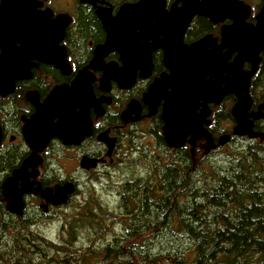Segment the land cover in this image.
Listing matches in <instances>:
<instances>
[{"label": "flooded vegetation", "instance_id": "af4514ba", "mask_svg": "<svg viewBox=\"0 0 264 264\" xmlns=\"http://www.w3.org/2000/svg\"><path fill=\"white\" fill-rule=\"evenodd\" d=\"M59 1L44 0L41 9L49 7L53 10L54 16L63 13L71 18L65 36L60 41L69 67L63 70L52 64L34 61L38 65L31 68L30 73H27L29 76L18 79L12 91L4 94L0 92V253L2 257H6V250L13 247L16 239L19 243L18 251L31 252V264H36L35 235L38 233L35 227L41 222L50 225L51 222L67 216L73 199L84 197L83 178L93 183L99 182L101 185L104 180H112L120 200V212H116L127 219L132 214H124L122 205L124 198L130 196L131 199L145 198L149 201L151 192L147 187L148 179L154 171L160 172L164 168L160 164L151 163L155 162V158L164 160V150L152 151L151 156L149 143L150 136L157 138L158 141V136L161 135L160 132L158 134L157 128H153V123L159 120L162 132L161 114L164 100L157 108V113L149 115L150 107L144 96L156 79L171 73L165 63L166 49L160 45V40L144 42L141 39L139 42H129L127 47L130 50L129 55L135 58L136 62L124 66L121 58L125 53L119 49L106 53L100 62L95 60L96 49L106 42V31L96 11L101 8L111 9L112 14L116 15L122 4L137 0H95V4H91L89 0H66L65 5ZM242 1L246 4L250 2ZM252 2L256 11L252 9V4H248L251 7V15L247 21L255 24V15L261 9L263 0ZM167 8L169 9V5ZM204 20L208 22L206 27L203 26ZM231 23L232 20L228 19L215 24L208 18L196 15L187 28L183 43L190 45L211 34L220 44L222 26ZM202 28H207L208 31L201 33ZM235 56V53L232 54L229 60ZM147 59L151 60V69L147 68L146 63L139 62ZM107 67H110L108 72ZM250 68V63H245L244 69ZM83 70L91 76L89 78L95 99L89 107L91 133L84 135L76 144H65L59 138H53L43 150L32 156L34 151L24 138L23 128L27 120L35 114L36 102L43 103L57 85L70 86ZM212 80L214 78H208L209 83ZM252 98V109L258 110L264 99L256 102L253 96ZM227 99L231 100L229 102H232V108L237 100L234 94L225 95L219 104L208 103L212 109L211 123L205 127L213 137L212 149L222 148L217 145V141L225 133L232 135L230 142L242 139L233 137L232 130L235 124L233 117L229 121L232 126H227V130L214 128L213 116L224 108ZM200 108L201 106L198 111ZM186 146L190 147L194 156L191 146L186 143L183 147ZM84 156L95 159L96 166L89 168L82 166L81 160ZM135 156L137 160L133 161ZM27 160L28 163L25 164ZM124 164L129 166L120 167ZM174 169L179 171L181 167L176 166ZM122 178L127 180L116 181ZM159 179L162 180L161 184L164 183L163 175L158 173L153 176L154 184L159 185L160 183H157ZM68 183L74 185L75 191L68 194L66 203H56L57 187H64ZM152 193L160 195L164 190H155ZM11 198L15 199L12 207ZM66 226V224L63 226L64 232H67ZM20 254L23 258L27 257L22 252Z\"/></svg>", "mask_w": 264, "mask_h": 264}, {"label": "water", "instance_id": "95a60500", "mask_svg": "<svg viewBox=\"0 0 264 264\" xmlns=\"http://www.w3.org/2000/svg\"><path fill=\"white\" fill-rule=\"evenodd\" d=\"M89 2L95 4V0ZM43 5L44 0H0L2 94L12 91L18 79L29 76L27 73L31 68L38 65L34 61L63 70L69 67L60 41L71 18L63 13L54 16L51 8L41 9ZM167 6V0H137L122 4L116 15L111 9H98L96 12L106 31V42L96 49L95 60L100 62L106 53L119 49L125 53L121 60L126 66L136 62L129 55V42L160 40V45L166 49L165 63L171 73L156 79L144 100L149 104V115L157 113L164 100L162 132L170 148H181L188 143L195 150L203 139L213 147L212 134L205 127L211 123L212 109L208 103L219 104L228 94L237 97L231 108L235 121L233 137L264 139V131L255 129V122L264 117V102L258 110L252 109L250 94L251 80L264 52V0L255 15V24L247 21L251 7L242 0H174L169 9ZM196 15L215 24L232 20L231 24L222 26L220 44L211 34L190 45L183 43L187 28ZM234 53L236 56L229 60ZM139 62L146 63L151 69L150 59ZM245 63H250L249 70L244 69ZM109 69L106 68L107 72ZM89 77L83 70L70 86L57 85L43 103L36 102V112L23 128L24 138L34 151L32 156L53 138H59L65 144H76L91 133L89 107L95 99ZM208 78L214 80L209 83ZM231 137L229 133L221 135L217 145L224 146ZM95 161L84 156L81 165L94 167ZM74 191L72 183L57 187L56 203H66L68 194ZM14 203L15 199L11 198V207Z\"/></svg>", "mask_w": 264, "mask_h": 264}, {"label": "trees", "instance_id": "16d2710c", "mask_svg": "<svg viewBox=\"0 0 264 264\" xmlns=\"http://www.w3.org/2000/svg\"><path fill=\"white\" fill-rule=\"evenodd\" d=\"M173 1L167 0L168 5ZM202 22L206 27L208 22ZM207 31L202 28L201 33ZM261 56L250 85L256 102L264 99V53ZM226 101L213 116L215 130H227L224 124L232 119V102ZM153 125L167 150H172L163 139L160 121ZM255 129L264 131V118L255 122ZM248 141L229 157L223 170L213 168L205 158L197 165L188 146L175 150L170 161L166 153L163 163L153 162L164 168L148 179L149 201L124 198L123 212L132 214L130 218L92 196L88 201L96 207L85 206L67 223L68 245L35 235L36 264L64 263L66 257L69 264H264V139ZM176 166L181 169L176 171ZM194 166L197 174L205 173L202 181L193 178ZM158 173L165 181L161 184L159 179L156 185L153 176ZM161 189L163 194L152 193ZM85 225L91 227L92 238L86 248H78L77 238ZM109 225L121 226L111 241L100 245ZM13 244L6 257L0 253V264H31V252L18 251L16 239ZM61 251L65 258L58 260ZM21 252L29 256L23 258Z\"/></svg>", "mask_w": 264, "mask_h": 264}, {"label": "rangeland", "instance_id": "374dc122", "mask_svg": "<svg viewBox=\"0 0 264 264\" xmlns=\"http://www.w3.org/2000/svg\"><path fill=\"white\" fill-rule=\"evenodd\" d=\"M52 1V0H50ZM69 1V0H68ZM250 2L248 4H252V9L255 10L254 8V4L252 2V0H249ZM254 2H258L259 0H253ZM49 2V1H48ZM62 5H65L66 0H60L59 1ZM256 11V10H255ZM232 104L230 105L231 108ZM224 126H232V124L229 122H225ZM155 133H152V135ZM158 141L157 138L156 141L155 139L150 136V145H151V151H150V155L152 153V151H161L162 149L164 150V154L167 153V157L166 160L170 161L174 155V151L175 149H172L171 151H168L166 148V145L163 143V141L161 140L160 136H158ZM242 139H237L236 141H232L229 142L227 144H225L224 146H222V148L220 149H212L211 147H209L208 142L206 140H202L199 141L197 143V148L194 150L193 154H194V160L196 161L197 165L199 162V160L201 159H206L209 161V163L213 164V168L217 169V170H223L225 168L228 167L227 165V161H229V157L237 150H239L242 146L246 145L247 143H249L248 136L246 137H241ZM244 138V139H243ZM152 156V155H151ZM133 161L137 160V157L135 156L133 159ZM155 161L158 160V158L154 159ZM164 161H161V163H163ZM131 163V161H129V164ZM137 163V162H136ZM153 164V162H151ZM128 164V163H127ZM124 164L121 165L120 167L123 166V168L128 167L129 165ZM133 164V163H132ZM131 166V165H130ZM196 167L194 166L193 168V178L195 180H201L206 177L205 173L200 172L199 174H197V171L195 172ZM121 181L123 182L124 180L126 181V178H122V179H116V181ZM86 181V183H84ZM102 185L99 184V182L93 183L88 181L87 179L83 178V195L84 197H78L77 199L74 198L73 199V204L71 206V208L69 210H67V216L64 217V219H59L56 222H51L50 225H47L46 222L43 223H39L37 225V227H35L36 232L39 233L41 236L45 237L48 240H53L55 243L57 244H64V245H68V243L66 242V239L68 238L67 232H64L65 228L63 229V226L71 221L73 219V217L77 216V214H81V210H85V206H93L96 207V205L93 202L89 203V199L93 196L97 199V201L99 202V204L105 206L106 208H109L111 210H115L117 212H120V208H119V204H120V200L116 195V187H113L112 184V180H104L102 181ZM120 185V184H119ZM118 185V186H119ZM109 230L107 231V234H105V237H102L104 239H102V241H100V245L103 242H109L111 241L113 234H115L118 229H120V226L115 227L114 225H109L107 227ZM92 234L93 232L91 231V227L88 225H85L83 227L82 230H80L78 238H77V247H82V248H86L89 243L90 240L92 238ZM27 256H29V254H26ZM57 259L60 260V257L65 258L64 255H62V251L59 254H56ZM26 258V257H25ZM36 260H37V256H36ZM68 260L70 261V259H68L67 257L65 258L64 263L53 260L54 264H69ZM37 262V261H36ZM4 264H10L9 262H3ZM50 263V262H49Z\"/></svg>", "mask_w": 264, "mask_h": 264}]
</instances>
